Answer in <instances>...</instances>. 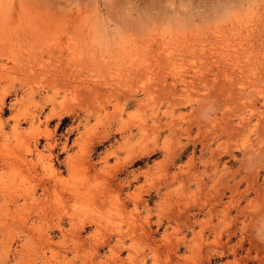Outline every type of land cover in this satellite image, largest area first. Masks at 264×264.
Returning a JSON list of instances; mask_svg holds the SVG:
<instances>
[{
	"label": "rangeland",
	"instance_id": "obj_1",
	"mask_svg": "<svg viewBox=\"0 0 264 264\" xmlns=\"http://www.w3.org/2000/svg\"><path fill=\"white\" fill-rule=\"evenodd\" d=\"M0 264H264V0H0Z\"/></svg>",
	"mask_w": 264,
	"mask_h": 264
},
{
	"label": "bare ground",
	"instance_id": "obj_2",
	"mask_svg": "<svg viewBox=\"0 0 264 264\" xmlns=\"http://www.w3.org/2000/svg\"><path fill=\"white\" fill-rule=\"evenodd\" d=\"M236 59V58H235ZM237 60V59H236ZM235 60V61H236ZM234 62V61H233ZM235 63V62H234ZM253 69V68H252ZM183 80V79H182ZM180 81V80H179ZM210 83V82H209ZM185 88V87H184ZM168 93V92H167ZM171 95V94H170ZM173 95V94H172ZM61 116V115H60ZM226 134V133H225ZM216 177V176H215ZM194 215V214H193ZM145 220V219H144ZM147 220V219H146ZM146 222V221H145ZM147 223V222H146ZM143 225V224H142ZM143 231V230H142ZM77 233H78V231H76ZM125 234V233H124ZM123 235V234H122ZM163 236H165L164 234H163ZM114 249H115V247H114ZM116 250V249H115ZM116 252V251H115ZM111 254V253H110ZM113 257V256H112ZM113 259V258H112ZM122 261V260H121ZM115 262V261H114ZM122 263V262H121Z\"/></svg>",
	"mask_w": 264,
	"mask_h": 264
}]
</instances>
